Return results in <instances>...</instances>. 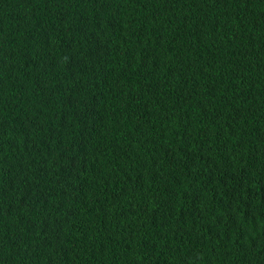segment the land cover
I'll use <instances>...</instances> for the list:
<instances>
[{
  "label": "trees",
  "instance_id": "trees-1",
  "mask_svg": "<svg viewBox=\"0 0 264 264\" xmlns=\"http://www.w3.org/2000/svg\"><path fill=\"white\" fill-rule=\"evenodd\" d=\"M0 264H264V0H0Z\"/></svg>",
  "mask_w": 264,
  "mask_h": 264
}]
</instances>
